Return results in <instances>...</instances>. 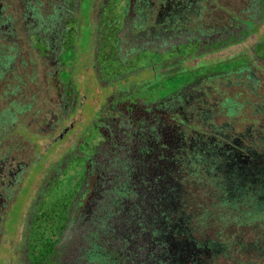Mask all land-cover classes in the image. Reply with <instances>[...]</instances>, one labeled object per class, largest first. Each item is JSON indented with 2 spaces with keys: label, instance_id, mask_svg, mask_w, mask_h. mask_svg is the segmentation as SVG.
<instances>
[{
  "label": "flooded vegetation",
  "instance_id": "flooded-vegetation-1",
  "mask_svg": "<svg viewBox=\"0 0 264 264\" xmlns=\"http://www.w3.org/2000/svg\"><path fill=\"white\" fill-rule=\"evenodd\" d=\"M249 2L101 0L92 21L91 0V43L72 64L98 93L39 188L21 264H202L218 246L203 217L262 230L264 133L216 108L248 72L220 54Z\"/></svg>",
  "mask_w": 264,
  "mask_h": 264
},
{
  "label": "trees",
  "instance_id": "trees-1",
  "mask_svg": "<svg viewBox=\"0 0 264 264\" xmlns=\"http://www.w3.org/2000/svg\"><path fill=\"white\" fill-rule=\"evenodd\" d=\"M81 1L0 0V238L6 232L1 225L3 219L18 200L20 190L26 188L23 183L29 174L28 168L38 165L39 171L44 170V156L32 147L30 157L27 149L28 143L33 144L35 137L40 134V128L34 122L36 130L31 127L28 129L22 119L32 109L34 113L37 112L35 104L38 81L41 82L39 86L43 97H46L49 89L56 88L57 82L61 83L56 105L60 107L59 110L71 105L74 95L69 89L73 78L71 65L75 59L74 54L78 52L74 41L77 28L82 22ZM248 6V10H251L247 21L250 33L255 29L251 17L257 7L264 6V0H250ZM245 23L241 39L245 35ZM229 57V64L224 68L226 71L231 73L242 68L248 72L241 71L243 77L240 80H231L241 85L223 91L221 99H224L216 108L227 109L228 114L222 115L221 122L235 128L248 125L251 130L258 129L262 134L264 37L258 40L248 54L240 51ZM42 70H45L43 79L39 78ZM38 123L52 131L57 126V119H40ZM69 129L64 128L58 136L51 137L49 144L60 143ZM53 165L50 163L46 168L51 169ZM202 219L203 234L218 243L214 251H209V257L202 264H264V226L259 230L251 226L244 228L239 224L228 226L211 216ZM210 220H215L212 226L208 225Z\"/></svg>",
  "mask_w": 264,
  "mask_h": 264
},
{
  "label": "rangeland",
  "instance_id": "rangeland-1",
  "mask_svg": "<svg viewBox=\"0 0 264 264\" xmlns=\"http://www.w3.org/2000/svg\"><path fill=\"white\" fill-rule=\"evenodd\" d=\"M89 1L90 0H82L80 4V9H82L80 13L82 22L77 28L74 41L75 47L78 48L79 53L85 52L87 47L89 48V45L91 43L90 37L92 33V27L88 25ZM100 2L101 0H92V21ZM236 9L240 10L238 7H236ZM240 15L241 17L249 16L251 15V10L243 11ZM251 18L255 24V29L253 30V32H248V30H250L251 28L249 22H246V31L244 38L240 39V41L234 43L233 45L224 48L222 53L220 54L221 56L229 57L231 55H234L235 53L237 54L240 51L248 54V52L251 51L252 47H254L258 43V40L264 37V6H260L259 8L257 7L255 10V14ZM71 67V74L73 78L71 77L72 80L70 82L69 89L72 93L76 92V100L77 103L79 102V105H76L72 108L71 105H67L66 109L59 110L60 107L56 105V99L59 94L58 90L61 89L60 85L62 84L57 82L56 88L53 90L49 89L46 93V97H43L42 89L39 86L41 82L38 81V94L35 104L37 112L34 113V110L32 109L22 118L28 129H30V127L33 130H36L37 127L40 128V134L35 137L33 144L28 143V154L30 155V157L32 156V147H34L36 148V151L40 152V154L44 156L46 160L44 162V170L39 171L38 165H32L28 168L29 174L25 180V183H23L26 188L21 189V192L19 191L20 195L18 200L14 202L13 206L7 213L6 218L3 219L1 223V225L6 229V232L0 238V264H21L19 251L16 247L19 245V240L21 238L22 232L24 229H26V225L29 224V222H32L31 226H40L39 221L41 222V220L38 219L39 215L37 214L39 208H36L37 206H33L35 203L36 195L39 192V188L42 187L48 180L50 171L55 166L53 165L51 169H47L46 167H49L50 163L56 164L59 154L69 150L72 140L71 132H75L78 129L80 131H83L84 126L80 124L84 119V114H91V110L89 107H86V104H88L91 99L95 98V95H97L98 91H95L93 93L90 88H86V90H84V73L82 72L81 68L75 69V67H73V64L71 65ZM44 72L45 70H42L39 78H44ZM46 72L50 71L47 70ZM53 72L56 71L53 70ZM52 118L57 119V126L52 131H48L47 128H45L43 125H39L38 123L40 119L47 121L48 119ZM34 122L37 127H35V125L33 124ZM68 127L70 129L66 134H64L65 136L61 139L60 143L57 142L55 143V145L49 144L51 137L58 136L64 128ZM48 133L51 134L49 135ZM35 173H38V175L35 176ZM45 202H49V199L45 198L42 204H45ZM44 204L41 207L42 210H45L44 208L46 205L44 206ZM32 211L34 212V214L36 212L35 217H32ZM30 212H32V214H30ZM29 217H32L30 221L28 219Z\"/></svg>",
  "mask_w": 264,
  "mask_h": 264
}]
</instances>
